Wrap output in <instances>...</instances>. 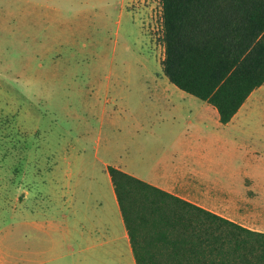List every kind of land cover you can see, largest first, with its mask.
Segmentation results:
<instances>
[{
  "label": "rangeland",
  "instance_id": "obj_1",
  "mask_svg": "<svg viewBox=\"0 0 264 264\" xmlns=\"http://www.w3.org/2000/svg\"><path fill=\"white\" fill-rule=\"evenodd\" d=\"M159 1L0 0V196L27 184L35 195L51 170L68 168L64 156H83L98 168L93 156L105 140H97L101 127L109 142H119L114 126L99 118L105 97L121 123H141L131 142L175 150L184 119L171 137L161 141L157 134L159 117L168 115L165 107L158 112L159 102L165 106L168 86L177 89L160 66ZM223 131L237 143L222 145L221 156H237L238 165L239 156H264V85ZM123 156H133L131 146L103 159L121 163ZM25 202L14 213L13 201L0 202V264H38L36 231L21 218L33 202Z\"/></svg>",
  "mask_w": 264,
  "mask_h": 264
},
{
  "label": "crops",
  "instance_id": "obj_2",
  "mask_svg": "<svg viewBox=\"0 0 264 264\" xmlns=\"http://www.w3.org/2000/svg\"><path fill=\"white\" fill-rule=\"evenodd\" d=\"M108 102L105 97L99 106V118L101 124L114 126L119 142H109L102 127L98 131V142L105 136L93 156L100 168L85 163L83 156H64L68 168L51 170L45 187L35 195L27 184L25 190L17 187L8 196H0L3 204L13 201L12 213L17 210L16 203L23 206L25 201L33 202L31 206L25 204L21 218L36 231L31 239L37 244L38 264H136L108 166L245 228L264 232V156H239L241 165L237 164V156H221L222 145L237 143L223 130L243 104L230 121L222 124L216 108L208 102L168 86L165 106L159 102L158 112L165 107L168 113L159 117V139L171 137L179 119L185 122V128L176 136L177 147L169 151L160 142H131L129 135L138 132L141 123H121V114L109 108ZM129 111L132 116L133 111ZM130 146L133 156H123L121 163L103 159ZM128 161H132L131 166Z\"/></svg>",
  "mask_w": 264,
  "mask_h": 264
},
{
  "label": "trees",
  "instance_id": "obj_3",
  "mask_svg": "<svg viewBox=\"0 0 264 264\" xmlns=\"http://www.w3.org/2000/svg\"><path fill=\"white\" fill-rule=\"evenodd\" d=\"M159 3L162 73L227 123L264 83V0ZM108 172L136 264H264V232L116 167Z\"/></svg>",
  "mask_w": 264,
  "mask_h": 264
}]
</instances>
